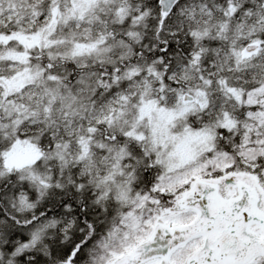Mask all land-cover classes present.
I'll return each instance as SVG.
<instances>
[{
	"label": "snow or ice",
	"instance_id": "obj_1",
	"mask_svg": "<svg viewBox=\"0 0 264 264\" xmlns=\"http://www.w3.org/2000/svg\"><path fill=\"white\" fill-rule=\"evenodd\" d=\"M0 264H264V0H0Z\"/></svg>",
	"mask_w": 264,
	"mask_h": 264
}]
</instances>
